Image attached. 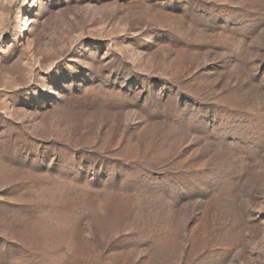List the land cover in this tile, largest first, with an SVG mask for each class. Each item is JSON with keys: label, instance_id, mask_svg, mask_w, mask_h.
I'll return each instance as SVG.
<instances>
[{"label": "rangeland", "instance_id": "obj_1", "mask_svg": "<svg viewBox=\"0 0 264 264\" xmlns=\"http://www.w3.org/2000/svg\"><path fill=\"white\" fill-rule=\"evenodd\" d=\"M0 264H264V0H0Z\"/></svg>", "mask_w": 264, "mask_h": 264}, {"label": "bare ground", "instance_id": "obj_2", "mask_svg": "<svg viewBox=\"0 0 264 264\" xmlns=\"http://www.w3.org/2000/svg\"><path fill=\"white\" fill-rule=\"evenodd\" d=\"M26 11V10H25Z\"/></svg>", "mask_w": 264, "mask_h": 264}]
</instances>
